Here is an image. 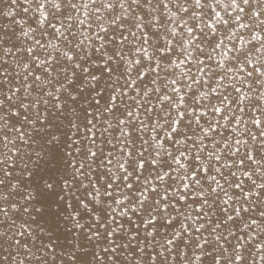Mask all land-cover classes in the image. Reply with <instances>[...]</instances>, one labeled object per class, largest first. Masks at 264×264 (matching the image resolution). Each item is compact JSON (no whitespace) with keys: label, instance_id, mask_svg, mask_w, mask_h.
Masks as SVG:
<instances>
[{"label":"snow or ice","instance_id":"6c2138e0","mask_svg":"<svg viewBox=\"0 0 264 264\" xmlns=\"http://www.w3.org/2000/svg\"><path fill=\"white\" fill-rule=\"evenodd\" d=\"M0 264H264V0H0Z\"/></svg>","mask_w":264,"mask_h":264}]
</instances>
